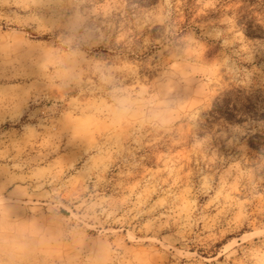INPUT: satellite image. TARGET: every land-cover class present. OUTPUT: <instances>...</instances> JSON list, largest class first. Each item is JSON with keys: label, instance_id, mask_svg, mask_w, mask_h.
Here are the masks:
<instances>
[{"label": "rangeland", "instance_id": "374dc122", "mask_svg": "<svg viewBox=\"0 0 264 264\" xmlns=\"http://www.w3.org/2000/svg\"><path fill=\"white\" fill-rule=\"evenodd\" d=\"M0 264H264V0H0Z\"/></svg>", "mask_w": 264, "mask_h": 264}, {"label": "trees", "instance_id": "16d2710c", "mask_svg": "<svg viewBox=\"0 0 264 264\" xmlns=\"http://www.w3.org/2000/svg\"><path fill=\"white\" fill-rule=\"evenodd\" d=\"M148 1L150 2V1H153V0H148Z\"/></svg>", "mask_w": 264, "mask_h": 264}]
</instances>
